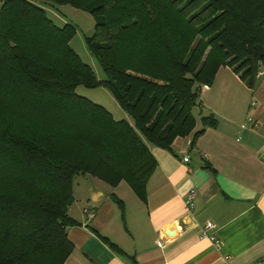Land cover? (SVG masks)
I'll use <instances>...</instances> for the list:
<instances>
[{
	"label": "trees",
	"instance_id": "trees-1",
	"mask_svg": "<svg viewBox=\"0 0 264 264\" xmlns=\"http://www.w3.org/2000/svg\"><path fill=\"white\" fill-rule=\"evenodd\" d=\"M44 1L94 15L86 43L106 77L72 46L74 23H57L35 0H2L0 264H63L74 248L68 226L80 223L69 212L78 175L125 180L146 200L157 165L150 143L172 149L193 132V145L217 124L210 111L196 129L194 107L222 65L251 87L264 71V0ZM79 84L108 87L133 122ZM112 197L124 217V200Z\"/></svg>",
	"mask_w": 264,
	"mask_h": 264
},
{
	"label": "crops",
	"instance_id": "crops-1",
	"mask_svg": "<svg viewBox=\"0 0 264 264\" xmlns=\"http://www.w3.org/2000/svg\"><path fill=\"white\" fill-rule=\"evenodd\" d=\"M210 111L218 122L193 145V132L176 137L172 149L150 143L157 165L146 200L125 180L111 185L92 174L76 177L69 212L80 223L68 226L74 248L63 264H258L264 259V71L251 87L230 65H222L194 107L196 129ZM121 117L126 116L120 111ZM192 187L197 192L190 204ZM113 193L124 200V217ZM86 207L95 209L92 218ZM207 220L214 221L208 232L219 242L202 235Z\"/></svg>",
	"mask_w": 264,
	"mask_h": 264
},
{
	"label": "rangeland",
	"instance_id": "rangeland-1",
	"mask_svg": "<svg viewBox=\"0 0 264 264\" xmlns=\"http://www.w3.org/2000/svg\"><path fill=\"white\" fill-rule=\"evenodd\" d=\"M35 1L45 6L47 8L48 14L57 23L63 24L66 21H70L76 25L77 32L70 41L72 46L79 52L82 58L92 66L98 78H105L106 73L103 70L101 63L91 53L86 43V36L92 34L94 31V25H95L94 15L83 8L76 7L69 3L57 4V3L46 2L44 0H35ZM1 4H2V0H0V6ZM77 91L80 94L105 105L109 110L112 111V113L115 116H117L116 118H119L121 111V113L126 116L124 118H127L131 122H133L132 116L124 108H122V106L120 105V103L118 102V100L115 98V96L108 87L104 85L88 87L85 86L84 84H79L77 86ZM195 110L197 109L195 108ZM79 195L80 193H78V198ZM73 207L74 206H72V210Z\"/></svg>",
	"mask_w": 264,
	"mask_h": 264
},
{
	"label": "built area",
	"instance_id": "built-area-1",
	"mask_svg": "<svg viewBox=\"0 0 264 264\" xmlns=\"http://www.w3.org/2000/svg\"><path fill=\"white\" fill-rule=\"evenodd\" d=\"M184 160H188L189 159V155H185L184 157ZM196 189L194 187L190 188L188 194H187V200L190 204H192L193 202V199L196 195ZM85 212L88 216V218H92L94 215H95V209L94 208H91V207H86L85 208ZM215 227V223L214 221L212 220H207L206 223H205V227L203 228V231H202V235L203 236H209L213 241L215 242H219V238L217 237L216 234H213V233H209V229H212ZM264 263V259H261L258 261V264H263Z\"/></svg>",
	"mask_w": 264,
	"mask_h": 264
},
{
	"label": "water",
	"instance_id": "water-1",
	"mask_svg": "<svg viewBox=\"0 0 264 264\" xmlns=\"http://www.w3.org/2000/svg\"><path fill=\"white\" fill-rule=\"evenodd\" d=\"M256 48L261 55H264V46L261 43H256Z\"/></svg>",
	"mask_w": 264,
	"mask_h": 264
}]
</instances>
